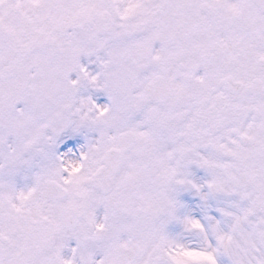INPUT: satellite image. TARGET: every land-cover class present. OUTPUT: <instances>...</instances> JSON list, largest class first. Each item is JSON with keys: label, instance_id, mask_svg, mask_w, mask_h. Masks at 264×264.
Listing matches in <instances>:
<instances>
[{"label": "snow or ice", "instance_id": "6c2138e0", "mask_svg": "<svg viewBox=\"0 0 264 264\" xmlns=\"http://www.w3.org/2000/svg\"><path fill=\"white\" fill-rule=\"evenodd\" d=\"M0 264H264V0H0Z\"/></svg>", "mask_w": 264, "mask_h": 264}]
</instances>
